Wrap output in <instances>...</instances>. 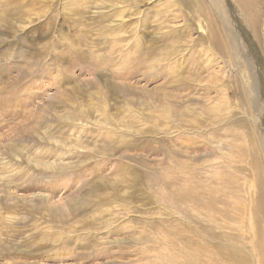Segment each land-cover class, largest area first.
<instances>
[{
    "label": "rangeland",
    "instance_id": "rangeland-1",
    "mask_svg": "<svg viewBox=\"0 0 264 264\" xmlns=\"http://www.w3.org/2000/svg\"><path fill=\"white\" fill-rule=\"evenodd\" d=\"M18 1L0 0V264H264V0H240L253 33L238 0Z\"/></svg>",
    "mask_w": 264,
    "mask_h": 264
},
{
    "label": "bare ground",
    "instance_id": "bare-ground-1",
    "mask_svg": "<svg viewBox=\"0 0 264 264\" xmlns=\"http://www.w3.org/2000/svg\"><path fill=\"white\" fill-rule=\"evenodd\" d=\"M21 2L22 1H24V0H20ZM20 1H18V2H20ZM147 1V0H146ZM146 1H144V2H146ZM220 1H222V0H220ZM239 1V3H242V1H240V0H238ZM18 2H16V3H18ZM35 2V1H34ZM135 2V1H134ZM28 3V1L27 2H22V4H21V6H24V5H26ZM33 2L31 1L30 2V4H32ZM143 3V1H139V2H137L136 4H132L133 6H134V8H135V10L136 11H134L135 13H137V14H140V13H143L144 11H141L140 9H138L137 8V6H139L140 4H142ZM179 4H181V3H179ZM126 5V4H125ZM207 5H208V8H210V9H212L211 8V5L209 4V3H207ZM236 5H238V4H236ZM17 6H19V3H18V5ZM131 6V5H130ZM129 6V7H130ZM132 6V7H133ZM128 7V6H127ZM247 8H249V6L247 7L246 6V4H245V2L244 3H242V5L240 4V10L242 11V13H241V15H243V17L245 18V20L248 22V24H249V26H250V28H251V30H252V33H253V29H256V27L257 26H259V23H260V20H259V22H257V18H258V16L257 17H255V19L253 18V16L251 17L250 15V13L249 12H251V10L250 11H248L247 10ZM16 9H17V7H16ZM130 9V8H129ZM92 10V9H91ZM108 10V9H107ZM133 12V13H134ZM65 13V12H64ZM120 13V12H119ZM122 13H125V12H122ZM129 14V13H128ZM127 14V15H128ZM252 14H254V12L252 13ZM213 15V14H212ZM217 17H219V19H221L220 18V16L219 15H216ZM235 16V15H234ZM239 16V15H238ZM69 17V16H68ZM104 17V19H109L110 18V15L109 14H105V16H103ZM102 17V18H103ZM65 18V17H64ZM240 18V17H239ZM263 18V17H262ZM46 19H48V18H46ZM68 19V18H67ZM69 21V20H68ZM211 21V20H210ZM216 21V20H215ZM33 23V22H32ZM218 23V22H217ZM215 24V23H214ZM211 25V24H210ZM217 26H218V24H217ZM222 27H223V32H224V34L226 35V43L228 42V43H230L231 44V46H230V50H234V52L238 55V50H237V48L238 47H240L241 45V39H239L234 33L232 34V36L231 37H229L228 35H227V32L225 31V29H227V30H229L228 28H227V26L226 25H223L222 24ZM9 28H11V27H9ZM13 28V27H12ZM212 28V27H211ZM214 29V28H213ZM216 29V28H215ZM215 32H217V31H215ZM221 33V32H220ZM103 35V34H102ZM122 35V34H121ZM222 35V34H221ZM224 35V36H225ZM223 36V35H222ZM215 39H217V37L215 36ZM228 40V41H227ZM123 41V40H122ZM251 41V40H250ZM96 42V41H95ZM226 43H222L223 45H225ZM217 44H219V43H217ZM228 45V44H227ZM227 47V46H226ZM243 49L245 48L244 46H241ZM231 54V57H233L232 56V53H230ZM236 54H235V56H236ZM252 55V54H251ZM50 58L51 57V53L50 52H44V58ZM102 57V56H101ZM121 57V56H120ZM229 57V56H228ZM230 57V58H231ZM16 58V57H15ZM19 61V60H18ZM233 62V61H232ZM100 63V62H99ZM105 63V62H104ZM47 66H48V64H46ZM234 65V64H233ZM238 66V65H237ZM248 68V67H247ZM252 78V77H251ZM248 81H250V80H248ZM246 83V82H245ZM251 83V82H250ZM255 84H256V82L254 81V77H253V83H251L250 84V86L248 87L249 89H250V93L252 92L253 93V91H254V93L256 92H258L257 91V88L255 87ZM248 85H249V83H248ZM248 91L247 92H245V94H246V96H248ZM255 93V94H256ZM167 98V97H166ZM244 98V97H243ZM255 100H256V103L254 104V105H257V107H255V108H258L259 109V107H261V106H263V104H259L258 103V95H256L255 96ZM247 101V100H246ZM248 102V101H247ZM249 105V104H248ZM251 105V104H250ZM251 110H249V112H250ZM11 119V118H10ZM256 119H257V117H256ZM254 120V119H253ZM259 121V120H258ZM253 122V121H252ZM251 124V123H250ZM254 125H255V122L253 123ZM257 124V123H256ZM252 125V124H251ZM261 125H262V123H261ZM264 129V128H263ZM252 130H250V132H251ZM253 132V131H252ZM250 136H251V134H250ZM253 136H254V134H253ZM257 136V135H256ZM25 137V136H24ZM17 144V143H16ZM262 149H264V147H262ZM255 150V149H254ZM259 150V149H258ZM1 156V155H0ZM262 165V164H261ZM173 166V165H172ZM54 167V166H53ZM262 167H264V165L262 166ZM171 168V167H170ZM169 170V169H168ZM171 171V170H170ZM172 172H173V170H172ZM170 173V172H169ZM175 174H177V173H175ZM168 176V175H167ZM166 176V177H167ZM170 176H172V175H170ZM169 178V177H168ZM167 178V179H168ZM208 179V178H207ZM257 183H258V181H257ZM260 185V184H259ZM258 186V185H257ZM259 188V187H258ZM164 189H166V188H164ZM165 191V190H164ZM168 191V190H167ZM170 193V192H169ZM167 195V194H166ZM170 195V194H169ZM172 195V194H171ZM182 195H180V197H181ZM188 196H190L189 194H188ZM176 197V196H175ZM186 197V196H185ZM176 200V199H175ZM173 201V200H172ZM260 201V200H259ZM180 202H182V203H185V201H184V198L183 199H180ZM188 202V201H187ZM191 202H192V200H191ZM169 203V202H168ZM165 204V203H164ZM187 204V203H186ZM186 204H184V205H186ZM193 204V203H192ZM198 204V203H197ZM196 204V205H197ZM6 205V204H5ZM174 205V204H173ZM177 205H178V203L176 204V207H177ZM182 205V204H181ZM181 205L179 204V209L182 211V209H184V208H182L181 207ZM183 205V206H184ZM199 205H200V203H199ZM177 207V208H178ZM184 207H186V206H184ZM189 207H191V206H189ZM44 208V207H43ZM176 208V209H177ZM187 208V207H186ZM192 208V207H191ZM191 208H189V209H191ZM50 209V208H49ZM187 210V209H186ZM194 210V209H193ZM50 211V210H49ZM171 211V210H170ZM191 212V211H190ZM182 213V212H181ZM181 213H180V216H182L181 215ZM186 213H187V211H185V215H186ZM192 213V212H191ZM176 215H178V214H176ZM190 216H191V214H190ZM189 216V217H190ZM182 217H184V216H182ZM188 216L186 215V218H187ZM189 217L187 218V220H189ZM190 218H192V217H190ZM181 219V218H180ZM192 219H194V218H192ZM184 220H186L185 218H184ZM186 220V221H187ZM56 221V220H55ZM179 224H180V221H179ZM178 225V224H177ZM182 225H183V223H182ZM164 226V225H163ZM180 226H181V224H180ZM186 227V226H185ZM187 228V227H186ZM189 229V228H188ZM183 231V230H182ZM188 232V231H187ZM172 233H173V231H172ZM171 233V234H172ZM176 233V232H175ZM166 234H168V233H166ZM166 234H165V237H166ZM181 234H182V236H181ZM179 235V236H178ZM159 236V235H158ZM169 237H170V235H168ZM176 236H178V243L179 242H181L182 244H185L184 246H187V245H189L190 247L192 246L191 244H192V241L189 239V237L186 235V232L184 233V235H183V233H178V234H176ZM174 238V240L177 238H175V237H173ZM163 239V238H162ZM172 239V238H171ZM158 240V239H157ZM176 241V240H175ZM171 243H172V241H171ZM167 244V243H166ZM169 245V244H168ZM173 245V244H172ZM141 246V245H140ZM183 246V247H184ZM168 247V246H167ZM166 247V248H167ZM172 247V246H171ZM145 248V247H144ZM172 248H174V250H177V251H179L178 250V248H177V246H175V247H172ZM188 248V247H187ZM184 249V248H183ZM183 249L181 248V252L182 253H184V251H183ZM156 250V249H155ZM143 251V250H142ZM188 251H190V248H189V250ZM169 252H171L170 251V249H169ZM151 253H152V251H151ZM154 254H156V253H154ZM153 254V255H154ZM148 255V254H147ZM157 257V256H156ZM191 257H193V256H191ZM187 258V257H186ZM135 259V258H134ZM154 259H157V258H155L154 257ZM161 259V258H160ZM160 261V260H159ZM161 263V262H160ZM163 264H164V262H163ZM192 264H197V262H196V260L194 259V263H192ZM208 264H210L209 262H208Z\"/></svg>",
    "mask_w": 264,
    "mask_h": 264
}]
</instances>
